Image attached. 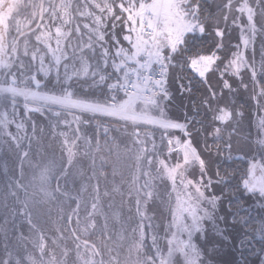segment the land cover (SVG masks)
<instances>
[{
    "label": "snow or ice",
    "instance_id": "obj_1",
    "mask_svg": "<svg viewBox=\"0 0 264 264\" xmlns=\"http://www.w3.org/2000/svg\"><path fill=\"white\" fill-rule=\"evenodd\" d=\"M217 8L218 18L205 13L204 0H0V16L7 13L0 20V147L21 149V141H28L13 175L5 165L4 199L13 200V220L21 217L36 233L33 238L19 232V247L13 250L5 231L0 264H68L73 253V264H216L220 249L235 246L234 233L241 236L239 264H264V214L252 215L254 207L242 199L249 198L264 213V0H223ZM22 9L30 11L21 18ZM77 17L89 22L81 27L74 23ZM229 25L240 32L234 48L224 42ZM249 84V101L257 110L258 152L230 176L219 164L213 167V152L216 159L225 152L231 158L245 113L229 96L240 88L249 91ZM173 87L181 95L203 88L193 107L197 115L203 108L204 119H189L187 113L169 116ZM21 106L30 136L25 122L17 120ZM38 119L48 122L59 160L33 151V139L39 145L45 131ZM112 131L123 132L127 143L109 139ZM81 149L90 158L89 180L96 181L91 203L69 197L75 207L61 219L69 226L73 248L67 246L64 229H57L50 248L33 209L69 196L62 182ZM123 158L130 162L127 192L113 183L111 192L101 194L100 180L109 175L105 167L111 166L113 178L122 177ZM158 181L165 199H160ZM113 193L121 197V206L125 198L134 202L138 220L130 230L124 227L121 206L110 200L105 210L101 196ZM157 199L168 214L160 225L151 222L154 213L149 215V204ZM98 218H103L99 244L91 239ZM116 225L118 232L113 231ZM56 248H61L59 255Z\"/></svg>",
    "mask_w": 264,
    "mask_h": 264
},
{
    "label": "trees",
    "instance_id": "obj_2",
    "mask_svg": "<svg viewBox=\"0 0 264 264\" xmlns=\"http://www.w3.org/2000/svg\"><path fill=\"white\" fill-rule=\"evenodd\" d=\"M223 0H204V11L205 13H211L213 15H215L217 18L219 17V11L217 6L222 4ZM221 27H224L223 24H221ZM228 35L225 36L224 38V42L225 44L228 46V48H234L235 45L237 43H239V31L238 30H233V28L231 27V25L228 26ZM255 59L257 62V66H259V62L261 59V38L257 37L256 40V44H255ZM249 57H251L252 55L250 54V52L247 53ZM213 82H215V77L212 78ZM241 90L239 89V91L232 96H229V99L235 102V105L240 108L242 111L249 110L250 109V103L249 102V98H248V94H245L244 92H240ZM173 92H174V99L171 101V103L169 104L170 108H175L176 106L178 107L179 105L181 106H185L186 110L185 113H187L189 119H193L195 118L196 120H202L204 119V110L203 108L200 109V114L197 115L196 111L194 110L193 105L194 104H199L201 95L203 93V88L200 89V91H195L192 95H189L187 93L181 95L179 92H175V88L173 87ZM176 104V105H174ZM245 113V112H244ZM250 111L247 113V116L250 115L249 114ZM254 114V112H253ZM256 114V111H255ZM185 115V114H184ZM184 115L181 117L183 118ZM246 115V113H245ZM244 115V118L240 121L239 123V135L233 140L235 143H237L236 146H234V151L231 153V158H228V153L225 152L223 153V156L219 157V159H213L214 160V166L216 164H219V166L221 167V169L226 170L229 175H238V170L240 171L243 167H245V161H241L238 159V157H242L244 156V153H247L245 150L246 149H242L240 148V146H248L251 145V139H249L248 143L242 142L241 140L244 139L243 136L246 135L245 130H247V128L251 127L253 128L252 123H250V118L246 117ZM180 118V117H179ZM248 121V125L245 124V121ZM205 123H208V121H205ZM249 126V127H248ZM45 130H47V127L45 128ZM230 131V130H229ZM252 131V129H251ZM116 136L121 142H122V146L123 143H127L126 137L124 135L123 132H118V131H114ZM254 132V131H253ZM49 133L50 131H46V134L42 135L43 139H46L45 136H47V138L49 137ZM227 132H225V137H227ZM211 141V140H209ZM41 144V143H40ZM234 144V143H233ZM37 143L36 140L33 139L32 141V149L33 151H36V147H37ZM238 148H240L238 150ZM248 149V148H247ZM254 152H258V149L255 150ZM103 155H107L106 152L102 153ZM249 154V153H248ZM101 154H97V168H99L100 166V160H99V156ZM220 159L221 162L219 161ZM246 159V157H245ZM58 160V159H57ZM80 160V159H79ZM81 162L79 163L78 166L75 167L77 174L75 175V171L72 170L73 167L71 168V174L69 175V177L67 178L66 182H62V187L63 190L71 193H78L79 195L83 193V191H85V187H89L88 185L91 183V181L89 180L88 177V171L86 170V167L84 164L83 160H80ZM130 162L127 161L126 158L122 159V163H121V167H120V171L122 172L123 176L121 177L120 175H117L115 178H113L111 176V166H106L105 170L109 173V175L107 176V179L105 180L104 178H101L100 180V185H101V194L103 193V191L105 189H107L109 192H111V189L113 187V183H115L116 185H119L122 189V191H124L125 193L127 192V183L126 181L129 180V167L128 164ZM11 165V162H10ZM8 175H13V173L15 172V168L13 167L8 169ZM25 171H28L27 168V164H25ZM84 174L85 177L82 178L81 175ZM234 183V181H233ZM7 177L4 175V171L3 169H0V245H2L5 241V231H6V236H7V241L10 245V248L13 250H16L19 247V241L17 239V235L19 232H23V234L25 236H31L33 238L36 237V233L35 232H30L29 229V225L25 222L22 221V218L17 216L15 218V220H13L12 214H11V209L14 206L13 200L11 197H9L7 199V201H5L4 196L5 193L7 192ZM164 185L160 183V187H159V195H160V199H165V194L163 191ZM77 191V192H76ZM238 195V194H237ZM69 197H71V194L69 193L68 199ZM102 201L104 202L105 205V210H107V204L109 203V201L111 200L112 202H114L117 206H121V197L117 194H112L111 197H107V200L104 199L103 195L101 196ZM245 199V197H243ZM67 197L64 196V203L61 205H58L56 202L57 200H54L52 202H50L47 205H36L33 209V220L34 222L39 226V228L41 230H43V232L50 237L51 234H54V230H55V226L54 224H57L58 227H60L61 229H64V234L65 236L69 237V233L67 231V228L69 227L68 225L65 224L64 220L61 219V217L66 216L67 215V211L70 210L71 208H73L75 206V203L72 202L71 207H69V205H67ZM127 199V198H125ZM125 199L123 202V205L121 206V216H122V220L124 222V227L129 229L131 227H134L137 220L135 218V209H134V202H130L129 204L126 205L125 204ZM83 203H88L90 204L91 202V198L89 200H85L83 201L82 199H80ZM70 201V199H69ZM5 203H7V207H5ZM54 206H56L57 208L59 207H63L64 212L62 214L60 213H55L56 215V220H54V214H53V209ZM132 209L131 211H129V209ZM58 211H60L58 209ZM155 214V219H153L151 222L153 224L156 225H160L163 223V221L167 218L168 214L166 209L161 205L158 206V208H155L154 205L149 207V212H152ZM83 214H85L84 211V207L82 204L81 207V212L80 215L81 217H83ZM133 217V219H131L130 221H126V217ZM5 219L8 220V224L5 225L4 221ZM102 219V222H101ZM98 227H97V231L94 235H92L91 237H94L93 240L96 241L98 244L100 243V232H99V228L100 226H102L103 224V218H98L97 221ZM120 230V226H115V228L113 229L114 232H118ZM157 231L159 232V235L161 236L163 233L162 228H158ZM56 233V230H55ZM115 238V237H114ZM148 242V240H147ZM61 245L63 246L65 241H60ZM68 248H73V241L72 239L69 237L66 241ZM16 246V247H15ZM111 246V245H110ZM15 247V249H14ZM125 247H126V242H125ZM57 255L60 254V250L55 249ZM72 258L73 254L71 255ZM236 257V255H235ZM240 260V259H239ZM239 260L238 262L235 261V264H239ZM231 261V260H230Z\"/></svg>",
    "mask_w": 264,
    "mask_h": 264
},
{
    "label": "rangeland",
    "instance_id": "obj_3",
    "mask_svg": "<svg viewBox=\"0 0 264 264\" xmlns=\"http://www.w3.org/2000/svg\"><path fill=\"white\" fill-rule=\"evenodd\" d=\"M55 2L59 3V0H55ZM29 11L30 10L22 9L20 11L19 15L21 16V18L22 17H25V16H27L29 14ZM6 17H7V13L5 12L3 16H0V20L6 19ZM85 22H89V21L85 20L84 18L77 17L76 18V21L74 23H79L81 25V27H82L83 23H85ZM53 31H54V29H53ZM13 35H15V33H13ZM239 36H240V32H239ZM32 39H33V43H34V37ZM76 42H77V37L76 36H73L72 39H71V46L74 47L75 44H76ZM53 46H55L54 45V41H53ZM69 52H71V48H69ZM249 52L252 55V52L250 50H249ZM251 87H252V85L249 84V91H245L243 88H240V90H241L240 92H244L245 94H248V98H249ZM249 103H250V109L249 110H246L245 109V111H244L246 113V115H245L246 119L245 120H247V117L250 118L249 121H250V123H252L253 128H251V127L248 126L249 128H247V130H245L246 135L243 136L244 139L241 140V141L242 142H245V143H248L249 139H251L252 144L251 145H248V146H240L241 150L242 149H246L245 151L247 153H249L248 157H246V159L244 161H246L248 158H250L251 155L256 154V152H254V151L258 149V146H257V143H256V139H257V129H256V125H257V110L254 107L253 103H251L250 101L248 102V104ZM174 105H176V104H174ZM185 110H186V107L185 106H181V105H179L178 107L176 106L175 108H170L168 106V114L172 118H177V117H180L181 118L184 114H186L185 113ZM249 111H250V113H249L250 115L247 116V113ZM255 111H256V114H255ZM253 112H254V114H253ZM260 115H264V113H260ZM17 120L18 121L23 120L25 122V127H26V130H27V133L30 136L31 135V126H30V123L27 121V118L23 115L22 106H21V109H20V115L17 117ZM37 124L40 127H43L44 129L47 127V130H45L43 134H46V131H50V129L48 128V122L47 121H43V120H39L38 119L37 120ZM245 124L248 125V121H245ZM251 129H252V131H251ZM12 131L13 132L16 131L15 126L12 127ZM89 131L91 132L92 130L90 129ZM20 134L23 136L24 133L21 132ZM42 135H40V137H39V139L41 141V144L37 145V147L35 148L36 151H39L42 154L47 155V156H52L54 154L55 157L59 160L61 153L59 151V145H58V143L53 142L50 139V135H49L48 138H47V136H45L46 139H43L42 138ZM115 136H116V134H115L114 131H112V132L109 133V139H111L112 137H115ZM100 137H101V143H103L104 142V137H103V133L102 132L100 133ZM159 137H160V133L159 132H156V138H157V144L158 145H159ZM199 139L202 142L203 137H200ZM209 142H211V141H209ZM233 143H234L233 144L234 146L237 145V143H235L234 141H233ZM201 146H202V144H201ZM27 147H28V141L26 139L21 141V149H16L14 146L13 147H8L7 145H5L3 147H0V169H3V171H4L5 165L7 166L8 169H10V168L13 169V167L16 169L18 167V165H19L18 154H19V152L21 150H27ZM240 148H238V150ZM220 156L222 157L223 156V153ZM79 159L84 161V163H82V164L85 165L86 170L88 171V177H91V175H92V169L90 167V163H91L90 162V158L89 157H86L85 155H83V150L82 149L80 151V154L77 156V158H76V160L74 162V167L72 169V170L75 171V175L77 174V171H76L75 167L78 166L79 163L81 162ZM213 159L214 160L216 159L215 152H213ZM221 160L222 159H220L219 161L221 162ZM10 162H11V165H10ZM172 162H174V161H172ZM245 166H246V163H245ZM213 167H215V166L213 165ZM244 168L245 167H243L240 171H242ZM81 177L84 178L85 175L82 174ZM129 179H130V177H129ZM90 181H91V183L88 185L89 187L87 188V191H83L82 194L79 195L78 193H71V192H68V194L70 193L71 194V197H79L83 201H85L86 199L89 200L91 198V195H92L91 185H93V184L96 183L95 180H90ZM157 185H158V189H159V187H160V182L159 181L157 182ZM67 199H68V197H67ZM104 199L107 200V197H104ZM242 199L246 202L245 206H253L254 207V211L252 212V215L255 216V215H259V214H264V213H261L260 212V209L258 207H255L254 206V202L252 200H250L247 197H245V199L244 198H242ZM72 202H74L72 199H70V201L68 199L67 200V205H69V207H71ZM56 203L58 205L63 204L64 203V196H60L58 198V201ZM125 204L126 205L129 204V200L128 199H125ZM227 204H228V201L225 200L224 203H223V206H222L223 210H226L227 209ZM153 205H154L155 208H158V206L160 205V199H157V200H154L153 202H151L149 204V207L150 206H153ZM58 209L60 211H58ZM63 212H64L63 207L57 208L56 206H54V209H53L54 220H56L55 213L62 214ZM154 212L155 211H153V213ZM66 213L69 214L70 213V210H68ZM153 213L152 212H149V215H153ZM84 216H85V214H83V217H81V215H80L81 220H83ZM135 218L138 219L137 217H135ZM127 220L130 221L126 217V221ZM101 222H102V219H101ZM146 223H147V221H146ZM54 226H55L56 233H55V230H54V234H51L50 237H49L50 239H49L48 243H49V247L50 248L52 247L51 238H54V237H56L58 235L57 229H61L60 227H58L57 224H54ZM117 226H119V225H117ZM163 235H164V233H162L161 237H163ZM234 235L236 236L235 246L225 247L223 249H220L219 252L217 253V256H216V264H223L224 261H230V260L231 261H237L238 262V260L240 259V254H239V251H237V247L239 245V239L241 238V236H240L239 233H234ZM93 238L94 237H91L92 240H93ZM147 243L150 245L151 244V240L148 239V242ZM160 244H161V246L164 245L163 239L160 240ZM15 247H14V249H15ZM56 249L57 250L59 249L61 251V248H56ZM71 255L68 258V264H73V261L75 260L74 253H73V257L74 258H72ZM235 255H236V257H235Z\"/></svg>",
    "mask_w": 264,
    "mask_h": 264
}]
</instances>
